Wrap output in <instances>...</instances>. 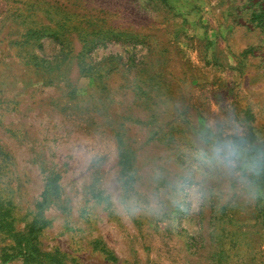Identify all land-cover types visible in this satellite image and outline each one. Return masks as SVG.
I'll return each mask as SVG.
<instances>
[{
	"label": "rangeland",
	"instance_id": "rangeland-1",
	"mask_svg": "<svg viewBox=\"0 0 264 264\" xmlns=\"http://www.w3.org/2000/svg\"><path fill=\"white\" fill-rule=\"evenodd\" d=\"M261 61L264 0H0V264H264V201L168 199L207 121L264 146Z\"/></svg>",
	"mask_w": 264,
	"mask_h": 264
},
{
	"label": "clouds",
	"instance_id": "clouds-1",
	"mask_svg": "<svg viewBox=\"0 0 264 264\" xmlns=\"http://www.w3.org/2000/svg\"><path fill=\"white\" fill-rule=\"evenodd\" d=\"M195 143L198 145L195 164L181 167L182 178L175 182V192L168 196L173 206L185 209L183 188L186 180L197 183L190 197L194 209L213 196L219 200L217 211L232 203L234 198H242L249 204L264 201V146L249 139L231 111L222 119L207 121L197 131ZM162 176L156 171L153 179L158 182ZM211 184L219 187H210ZM162 195L154 193L148 203L131 193L126 199H119L120 193H116L113 199L122 212L161 215L165 207L161 203Z\"/></svg>",
	"mask_w": 264,
	"mask_h": 264
},
{
	"label": "trees",
	"instance_id": "trees-1",
	"mask_svg": "<svg viewBox=\"0 0 264 264\" xmlns=\"http://www.w3.org/2000/svg\"><path fill=\"white\" fill-rule=\"evenodd\" d=\"M20 244V250L23 251V253H19H22V255H24L30 260H37L39 264H63L62 260L58 255L38 250L33 246V244H31V242L28 241V238H25L23 242H20Z\"/></svg>",
	"mask_w": 264,
	"mask_h": 264
},
{
	"label": "crops",
	"instance_id": "crops-1",
	"mask_svg": "<svg viewBox=\"0 0 264 264\" xmlns=\"http://www.w3.org/2000/svg\"><path fill=\"white\" fill-rule=\"evenodd\" d=\"M255 73H256L258 76H261L262 86L264 87V61H261L260 64H257V65H256ZM258 76H257V77H258Z\"/></svg>",
	"mask_w": 264,
	"mask_h": 264
}]
</instances>
